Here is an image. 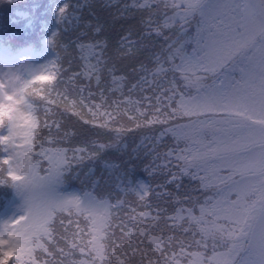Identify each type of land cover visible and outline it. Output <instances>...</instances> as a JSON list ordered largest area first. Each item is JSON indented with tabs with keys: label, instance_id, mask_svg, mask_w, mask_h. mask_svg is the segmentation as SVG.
<instances>
[{
	"label": "snow or ice",
	"instance_id": "snow-or-ice-1",
	"mask_svg": "<svg viewBox=\"0 0 264 264\" xmlns=\"http://www.w3.org/2000/svg\"><path fill=\"white\" fill-rule=\"evenodd\" d=\"M129 7L148 16L140 21L145 32L137 42V52L149 47L145 36L155 34L165 43L151 54L155 67L143 68L145 75L132 85L124 101L109 104L101 87L105 70L109 75L117 71L114 65L108 66L104 41L80 43L81 52L95 57V63H86L81 74L89 81L95 79L101 103H85L95 95L91 91L83 95L90 84L79 86L78 101L57 92L63 81L55 67L60 53L55 52L56 59L33 76V95L22 106V121L15 123L11 112L7 118L0 117V185L10 187L14 194L0 208V264H181L182 256H191L188 264H264V0H132L131 5H124V9ZM64 12V7L59 8L58 21ZM193 27L194 32L190 31ZM101 30L95 28L96 33ZM165 30L169 35H164ZM125 40L122 37L121 43ZM4 47L0 43V49ZM169 72H179L184 88L193 93L179 91L174 80L166 79ZM148 76L153 79L149 81ZM73 77L68 79L73 81ZM111 83L108 91L122 92L123 77L113 75ZM145 84L153 85L152 94L133 101V90L145 91ZM54 92L56 98L49 100ZM45 103L62 105L64 112L73 111L81 119L85 113L80 109L87 108L91 118L85 123L103 121L99 127L112 139L96 150L60 147L69 134H52L53 126L57 134L61 131L60 121L54 118L41 123L39 109ZM122 105L127 107L122 110ZM44 113L55 116L49 107H44ZM124 117L136 130L155 132L159 126V134L150 138L152 147L146 151L153 157L146 172L163 173L165 184L177 188L179 178L188 176L211 194L201 202L191 195L159 193L156 188L164 185L154 188L134 181L131 168L120 170L107 163L110 177L104 183L110 185L114 175V189L98 193L100 181L92 178L93 169H89L85 178L91 189L68 191L69 177L80 179L74 166L96 161L106 149L123 147L124 136L133 131L121 122ZM178 118L184 122H177ZM166 137L176 146L161 152L157 142ZM141 147L147 146L133 150L137 158ZM173 161L177 171L172 170ZM150 193L171 197L181 206L165 216L167 209L156 203L153 215ZM129 195L147 210H126ZM185 202L188 207L183 206ZM61 241L65 246L57 247ZM209 245L213 254L207 261L202 252L185 251ZM77 250L81 258L73 259Z\"/></svg>",
	"mask_w": 264,
	"mask_h": 264
},
{
	"label": "rangeland",
	"instance_id": "rangeland-1",
	"mask_svg": "<svg viewBox=\"0 0 264 264\" xmlns=\"http://www.w3.org/2000/svg\"><path fill=\"white\" fill-rule=\"evenodd\" d=\"M90 3H93L94 9L92 11H90L88 13V20L86 22H83L81 24H79V28L81 29V31L83 32V36L84 38L87 40L88 38V31L90 30V28L92 27H99V25L97 24V21H99L101 19L102 16V8H104L108 3L112 4L113 6H117L118 8H120L121 10V14L120 15H125V13L129 16L128 17V21H136L137 20V13L139 15H143V16H147V13L144 11H138L135 8L129 7L127 9H124V5L128 4L131 5L132 4V0H89ZM155 7V6H153ZM89 7L86 8V10H88ZM136 11V12H134ZM48 13L51 17H54L53 11L52 9H48ZM131 13V15H129ZM148 17V16H147ZM75 28V27H73ZM71 27H67L64 26L62 29V32H60L59 35H62L64 39L67 38V34L73 29ZM133 33V32H130ZM93 43H95V41H93ZM80 44L79 42L75 43V47L77 49L78 52V59L79 62L85 66V64L87 63L84 56H83V52H81V50L77 47V45ZM188 49H191V45L188 46ZM87 53V51H86ZM130 55L129 52H125L124 54H120L119 55V59L120 60H125V65L129 66L130 65ZM49 65V64H48ZM34 73H36V71H34ZM142 76V70L141 68H139L137 71L133 70V69H129V68H125L122 72V77L124 78V84H123V88H126L124 91V94L129 96V88L130 86H132L133 84H136V82L140 79V77ZM79 83L75 84L74 86L71 83H67V85H63V82L60 83L58 85L57 88V92L60 93H65L68 95V98L70 100L75 99V100H79L81 98L80 94H79V86L81 85H88L90 84L87 81L84 80H80L78 81ZM184 82V81H183ZM91 85V84H90ZM73 87V88H72ZM72 88V90H71ZM145 91H140L139 89H135L132 93H131V99L133 101H140L142 100V98L144 96H147L149 88L148 86L145 84L144 85ZM65 89L67 90L65 92ZM71 90V91H70ZM88 91L93 92L95 95L93 96L92 99L90 100H86L85 103L87 104H93V103H101V99L99 97V90L95 88V86L91 85L90 88H87L85 90V92L83 93L84 96H87ZM56 98V93L54 92L53 94V99ZM62 98V97H61ZM38 103H40V101H37ZM44 107H49L51 108L54 113L55 116L53 117L51 114H49V116H45L44 113ZM127 105H122L121 109L123 110L124 108H126ZM87 109V108H85ZM82 110V109H80ZM88 110V109H87ZM101 111H105V109H101ZM108 111H110V108L108 109ZM128 114L132 115V112H129ZM91 117V115H90ZM56 119L60 121L61 124V131L59 134H57L55 132V127L53 126V131L52 134L53 135H60L62 136L65 132H67L69 134L70 139L69 140H64L60 143V147H89L92 150H96V148L98 147L99 144H101L98 141H101L103 139L102 136L99 137H95L94 135H89L90 134V130H87L85 128H81L80 126L76 125V119L74 117L73 111H68V112H64L63 110V106L62 105H58V104H43V106L40 107L39 109V119L41 121V123L43 122L44 119ZM95 122H97L98 125H100V123H102L103 121L101 120H96ZM180 123H183V120H180L178 118V121ZM92 126V124H91ZM134 127V125H133ZM157 127V131H153L150 129H140L138 135L135 136L134 141L136 142V144L138 145H142L146 142V140H150V138H154L155 135H158V129L159 126ZM98 132H102V128L100 127H96ZM45 135H48L47 130L44 133ZM148 134V138H145V135ZM19 143V141H17ZM93 142H95L93 144ZM157 144L162 147V149L166 150L167 148H174L175 145V141L171 138V137H166L164 138L163 142H157ZM46 146H55V145H46ZM181 147H183V145H181ZM100 154H105L106 157L108 158L107 164H114V160L116 159V157L118 156V153H114V151L112 149H106L104 150L102 153ZM85 164H87L88 166H95L96 165V161H85L84 164L82 165V167L77 168L76 166L73 167V172H79V176L80 179H72L71 177H69V181H68V185H72L75 186L76 188H78L80 191H85L86 189L84 187H87L89 183L88 179L85 178V173H88L89 170H87L84 166ZM176 168V165L173 166V170ZM93 169V174H92V178H96L100 181L101 187H107L109 190H112L115 188V183H113V181L111 180L110 185L109 184H105V178L99 177L97 176V172L95 170V168H90ZM110 173H108L109 175ZM81 180H84V182L82 183ZM178 183L180 184V187L177 188L176 185L175 188L179 189L182 194L181 196H185V195H191L193 197L198 198L201 202L203 201L205 195H210L211 193H206L203 189H201L199 187V181L198 180H192L191 178H189L188 176L183 177L182 179L178 180ZM91 185V184H90ZM75 192H78L77 190H72ZM169 192H172L171 189H169ZM234 198V197H233ZM170 197H165L163 198L161 201L164 200H169ZM127 200L129 201V198L127 197ZM157 203V201L155 202ZM129 205L130 203H128L127 205V209L129 210ZM131 206V205H130ZM168 224H171V221L167 222ZM130 227V224H129ZM159 235V233H154ZM177 236H179V233H173ZM183 238V237H180ZM87 239V237H86ZM65 244L63 241L59 242L57 247H64ZM67 250V249H66ZM176 251H179V249L177 248ZM77 252H79L77 250ZM169 254H171V252H169ZM184 258V256L180 257V259ZM56 259H60V257H56Z\"/></svg>",
	"mask_w": 264,
	"mask_h": 264
},
{
	"label": "trees",
	"instance_id": "trees-1",
	"mask_svg": "<svg viewBox=\"0 0 264 264\" xmlns=\"http://www.w3.org/2000/svg\"><path fill=\"white\" fill-rule=\"evenodd\" d=\"M120 14H121V12H119L116 15L115 11L112 10L110 12V15L103 16L101 23L99 24V27L102 29L101 32H99V36L101 38L103 37V38H107V39H110V38H117L118 39V40L112 41L111 44L109 45L108 50L111 52L108 54L107 58L111 59L112 57H114L116 55L118 56L119 51H113V50L116 48L117 43H121L122 37H127V40H125L123 43H121V44L125 45L126 52L128 49H130L132 52L137 53L138 55H147V53H149L150 59H151V54L153 52L148 47L143 48V49L139 50L138 52L136 50L137 49V42L140 40L141 35L131 36L129 31H128L130 28H132L135 25V21H128V17H126V18L122 17L123 20L117 19V17L120 16ZM104 17H106V18H104ZM137 22L140 23L139 21H137ZM144 31L145 30H143L141 32V34L144 33ZM167 35H169V33ZM158 39L161 42V45H164L165 41H164L163 37H159ZM93 41L96 42V41H101V40L99 39V37L97 35H91L88 43H93ZM144 43H145V41H144ZM129 58H130V60H133L135 58V55L131 54ZM151 62H152V64H154V61L152 59H151ZM121 65H124L123 61H122ZM166 79L167 80H174L170 76H167ZM174 82H175L176 86L179 85V82H176L175 80H174ZM163 86L167 87L168 85L165 83ZM121 122L124 123L125 127L132 128L133 131L130 134H126L124 136V138L122 140L123 147L120 150L112 149L114 151V153H121V156L117 160V166L120 168V170L124 169V167L122 165V161L124 160V157H123L124 154L126 155V158H127V163L125 164V168H129V166H128L129 160L136 156V159L137 160L139 159L142 164H141V166L138 165V166L131 168L130 179H132L134 181L135 180H144L150 186L156 188L157 185H161V181L160 182L157 181L156 173H151L150 171H147V172L145 171V166L148 165L153 159L152 156L146 155L147 149H150L152 146H150L147 149H140L139 158H137V152L133 151L134 149H137L136 142L134 141V138L136 135H138L140 129L136 130L133 127L132 123L128 122V120H126L125 118ZM110 127H113V128L119 127V124L113 125L110 123ZM96 129H97L96 126L92 125V127L90 128V134L89 135L90 136L91 135H94V136L101 135L104 139L103 143H105V144L108 143L110 139H112V137L107 134L106 129H103L102 132H98ZM157 146H158V150L161 152H166L168 150V148L166 150L162 149V147H160L158 144H157ZM158 162H160V161H158ZM174 165H175V161H173L172 170H173ZM164 181L165 180L163 179L162 182H164ZM86 189L90 190L91 186L86 187ZM97 190L99 193H102V194L106 191H110L107 187L97 188ZM155 195H156L155 193H150L151 199H150L149 203L154 204V202L156 201ZM131 198L133 200L131 202L132 206L129 205L130 209L132 207H135L137 212L146 210L142 206H138V200L134 195H131ZM178 207H180V206L177 203L170 201V202H168V204L166 206H163L162 208L167 209V211L165 212V216H170V215L174 214L175 209ZM208 247L210 249H212L211 245H209ZM190 249H191L190 253L196 251V248H194V247H190ZM222 250L223 249H220L219 251H222ZM211 252H213V250H211ZM187 258H191V256H184V258L180 259L181 264L183 262H185L184 260H186Z\"/></svg>",
	"mask_w": 264,
	"mask_h": 264
},
{
	"label": "clouds",
	"instance_id": "clouds-1",
	"mask_svg": "<svg viewBox=\"0 0 264 264\" xmlns=\"http://www.w3.org/2000/svg\"><path fill=\"white\" fill-rule=\"evenodd\" d=\"M2 63V62H0ZM35 75V74H34ZM23 78L15 70L10 73L6 70L0 72V117L7 118L9 112L12 114V119L19 124L24 115L23 105L28 100V97L33 95V76ZM40 84L36 85V90H39Z\"/></svg>",
	"mask_w": 264,
	"mask_h": 264
}]
</instances>
